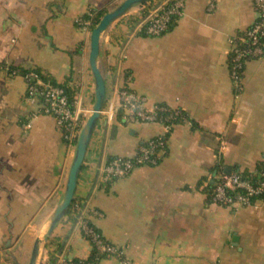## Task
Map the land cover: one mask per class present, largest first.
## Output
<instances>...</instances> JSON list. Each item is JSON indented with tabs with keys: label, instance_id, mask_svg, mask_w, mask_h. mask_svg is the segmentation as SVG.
Here are the masks:
<instances>
[{
	"label": "crops",
	"instance_id": "1",
	"mask_svg": "<svg viewBox=\"0 0 264 264\" xmlns=\"http://www.w3.org/2000/svg\"><path fill=\"white\" fill-rule=\"evenodd\" d=\"M124 0H0V264H36L62 257L87 259L93 248L65 216L49 234L62 202L76 146L64 140L53 116L26 96L22 74L39 68L66 83L90 114L95 78L90 36L77 22L90 9ZM184 13L161 36H101L98 67L106 99L90 138L75 197L102 216L92 220L134 264H264V199L233 209L214 203L207 187L217 168L253 171L264 159V53L246 62L242 88L231 77L230 38L258 14L253 0H184ZM136 10V9H135ZM133 10V11H135ZM132 12V11H130ZM126 84L149 107L181 111L163 158L107 183L102 168L130 157L163 133L161 123L128 124L118 118ZM113 107V117L106 112ZM56 239L54 258L45 248ZM97 264H120L104 257Z\"/></svg>",
	"mask_w": 264,
	"mask_h": 264
},
{
	"label": "built area",
	"instance_id": "2",
	"mask_svg": "<svg viewBox=\"0 0 264 264\" xmlns=\"http://www.w3.org/2000/svg\"><path fill=\"white\" fill-rule=\"evenodd\" d=\"M258 17L247 29L239 31L230 38V69L235 86L242 88L246 62L264 53V0H253ZM184 0H157L148 7L145 15L132 29V35L161 36L168 32L175 21L183 15ZM139 9V8H138ZM137 9V10H138ZM84 29L90 22L78 19ZM8 68V67H7ZM9 69V68H8ZM16 74V71H9ZM24 76L26 96L29 101H38L43 113L51 115L56 121L65 141L72 144L77 141L83 127V118L88 110L83 107L80 99L70 98L67 90L61 85H54L42 80L33 69ZM118 109L123 111V120L128 124L161 123L163 133L149 138L139 151L130 157L115 156L104 164L101 181L107 183L128 176L135 168L144 165H156L164 156L167 146V135L171 132L181 111L166 105L149 107L147 99L133 89L121 87L119 90ZM108 118L113 117V107L106 112ZM256 180L242 177L240 171L224 170L214 176V187L211 200L219 205L238 209L258 206L264 199V159ZM257 170H253L255 173ZM102 216L96 208L83 207L77 218V225L84 237L91 244L97 259L115 257L120 264H134L126 256L124 248L112 243L104 237L93 222L94 217ZM58 264H89L84 259L77 262L62 257Z\"/></svg>",
	"mask_w": 264,
	"mask_h": 264
},
{
	"label": "water",
	"instance_id": "3",
	"mask_svg": "<svg viewBox=\"0 0 264 264\" xmlns=\"http://www.w3.org/2000/svg\"><path fill=\"white\" fill-rule=\"evenodd\" d=\"M150 0H124L114 10L107 12L100 19L99 23L93 28L90 36V66L95 78V98L93 109L89 117L86 119L80 135L77 140L75 156L68 174L62 202L55 209L48 233L51 234L56 224L60 222L69 210V207L75 197V191L78 184V178L83 167L88 144L94 128L100 119L101 111L106 99V84L102 72L98 67V58L100 54V43L102 34L107 31L111 23L117 18L124 15L132 6L147 2ZM226 173L231 172V168L225 169ZM39 253V240L34 243L32 255L29 264H36Z\"/></svg>",
	"mask_w": 264,
	"mask_h": 264
},
{
	"label": "trees",
	"instance_id": "4",
	"mask_svg": "<svg viewBox=\"0 0 264 264\" xmlns=\"http://www.w3.org/2000/svg\"><path fill=\"white\" fill-rule=\"evenodd\" d=\"M155 1L157 0H150L147 2H143L140 3L138 6V10L132 11L126 15H124L117 23L116 25L110 29V38L112 42H121V41H125L126 37H127V32L126 30L123 29L122 24L127 26L129 30H132L138 23V21L141 19V17L143 15H145L148 7H150ZM107 13L106 9H90L87 13H85L80 19H82V21H88L90 22V28H94L100 21V19L103 17L104 14ZM80 25V24H79ZM1 67V64H0ZM9 71H16L19 74L25 75L28 71L32 70V69H21L18 68L17 66H9L8 67ZM33 70L35 72L38 73L39 77L44 80V81H49L50 83L54 84V85H61L63 86L70 98L73 100L74 99V93L71 90V88L66 84V83H59L56 81V79H54L50 74L43 72L41 69L39 68H33ZM123 87H127L126 84L123 85ZM43 111V109H42ZM118 118H120L121 120L123 119V111L121 109H118ZM75 141V140H74ZM113 158V157H112ZM110 158V159H112ZM161 160V158H160ZM263 167V163H260L257 167H256V172L253 173L252 171L249 170H241L239 168H234L232 169L233 171H240L242 177H250L252 180H256L258 178L259 175V169H261ZM221 171H223V169L221 168H217L218 173H220ZM215 183L210 182L208 187H207V194L209 196V198H211L212 196V191H213V187H214ZM84 203L81 199L74 197L68 212L66 213L65 216H68L70 218H74L77 219L79 214H80V210L81 208H83ZM56 246V239H52L49 242L46 243L45 248L48 252V255L50 258H54L55 253L57 248H55ZM98 253L95 252V250L93 249V252L91 254V256L87 259H84L86 262H88L89 264H97L99 259H97ZM79 259H73V261L77 262Z\"/></svg>",
	"mask_w": 264,
	"mask_h": 264
},
{
	"label": "rangeland",
	"instance_id": "5",
	"mask_svg": "<svg viewBox=\"0 0 264 264\" xmlns=\"http://www.w3.org/2000/svg\"><path fill=\"white\" fill-rule=\"evenodd\" d=\"M138 6H139V4H136V5H134V6H132L126 13H125V15L126 14H128V13H130V11H133V10H137L138 9ZM111 10H113V8L111 9ZM89 115H90V110L86 113V116L82 119L83 120V122L85 123V121H86V119L89 117ZM83 123V124H84ZM80 135V134H79ZM72 144H74L75 146L77 145V141H74V143H72Z\"/></svg>",
	"mask_w": 264,
	"mask_h": 264
}]
</instances>
